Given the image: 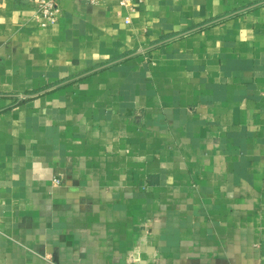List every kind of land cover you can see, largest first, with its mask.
<instances>
[{"label": "crops", "instance_id": "obj_1", "mask_svg": "<svg viewBox=\"0 0 264 264\" xmlns=\"http://www.w3.org/2000/svg\"><path fill=\"white\" fill-rule=\"evenodd\" d=\"M134 2L0 0V264H264V0Z\"/></svg>", "mask_w": 264, "mask_h": 264}, {"label": "built area", "instance_id": "obj_2", "mask_svg": "<svg viewBox=\"0 0 264 264\" xmlns=\"http://www.w3.org/2000/svg\"><path fill=\"white\" fill-rule=\"evenodd\" d=\"M81 2L90 4V5H103L107 4L112 0H79ZM122 6L127 8L129 11H135V2L134 0H118ZM62 14L60 0H37V7L35 16L40 20V23L43 27L53 26L58 23ZM127 22H130L127 19ZM55 183H61V179L56 178Z\"/></svg>", "mask_w": 264, "mask_h": 264}]
</instances>
